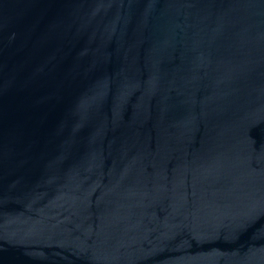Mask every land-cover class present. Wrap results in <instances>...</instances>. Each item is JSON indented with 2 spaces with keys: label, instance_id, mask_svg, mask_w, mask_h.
<instances>
[{
  "label": "water",
  "instance_id": "1",
  "mask_svg": "<svg viewBox=\"0 0 264 264\" xmlns=\"http://www.w3.org/2000/svg\"><path fill=\"white\" fill-rule=\"evenodd\" d=\"M0 264H264V0H0Z\"/></svg>",
  "mask_w": 264,
  "mask_h": 264
}]
</instances>
